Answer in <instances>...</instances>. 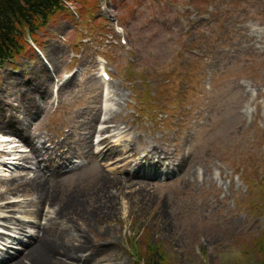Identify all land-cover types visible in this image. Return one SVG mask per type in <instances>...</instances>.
Returning a JSON list of instances; mask_svg holds the SVG:
<instances>
[{
    "label": "rangeland",
    "instance_id": "1",
    "mask_svg": "<svg viewBox=\"0 0 264 264\" xmlns=\"http://www.w3.org/2000/svg\"><path fill=\"white\" fill-rule=\"evenodd\" d=\"M95 1L87 11L73 3L39 31L40 50L0 67L2 122L10 101L27 95L22 83L37 82V62L53 83L42 113L26 122L33 136L61 142L65 132L83 144L101 114L85 145L92 163L52 182L38 219L31 213L39 200L10 195L5 179L30 178L39 165L21 161L29 149L0 130V198L17 204L0 210V233L12 238L0 252L16 254L34 234H16L4 218L45 225L52 211V229L67 232L63 243L100 246L90 264H139L138 243L158 250L164 264H264V0ZM143 139L184 166H136Z\"/></svg>",
    "mask_w": 264,
    "mask_h": 264
},
{
    "label": "bare ground",
    "instance_id": "2",
    "mask_svg": "<svg viewBox=\"0 0 264 264\" xmlns=\"http://www.w3.org/2000/svg\"><path fill=\"white\" fill-rule=\"evenodd\" d=\"M52 52L53 51H50V54ZM54 59L55 60L53 61L55 65L59 66L60 56L56 55ZM50 61H52V59ZM35 75L37 77V82H33L30 85L21 82L26 87L27 95L24 98L10 101V109L6 110L4 113V115H6L7 117V122L0 121V130L4 133L11 134L10 136H15L18 139V143L29 149L28 154L20 156L21 161H36L39 165V168L34 171L33 175L30 178L20 177L16 175L11 176V178L9 179H5L6 182L11 183L10 188L7 190V193H9L10 195H12V193L21 192L22 190L26 193H31L39 200L37 203H34V210L32 209L33 211L31 213L34 218L38 219L42 215L41 211L46 199L48 201V198H50L47 188L50 187L52 182L62 178L61 176L64 175L62 173L67 171L68 168H70V172H75L77 170L83 169L85 165L88 166L92 163V157L90 155L92 154L91 150L90 152L86 151L87 147L85 145L88 143L89 136L92 135L93 130H95L93 124L96 122V119L99 120L101 114H95L93 116L90 127L88 128V132L83 138V144H80L81 142L79 141L78 143L70 142L68 140L70 139V136L65 132L63 133L64 139L61 142L51 139L47 140L44 137L33 136L28 130L25 129L26 122L30 117H33L38 113H42L43 109L41 104L45 102L43 101V99L46 100L48 95L50 96L49 85H52L53 83L51 78L52 75L50 74L48 69L44 67L40 62H37L36 64ZM8 80L9 81L7 82V86L14 85L10 81L11 78H9ZM14 80H16L14 82L18 81L17 78H15ZM67 84H69V81H64L63 85L65 86ZM3 99L5 100V97ZM3 99H1L0 97V100ZM103 100L105 101V107L108 108L109 92L107 91V89L104 93ZM13 102L18 103V105H15ZM1 104L2 103H0V116L2 115V111H4L5 109H1ZM15 106H17L18 109H16ZM30 106L32 107V111L30 110V112L27 113V110ZM104 123H112L111 118H108ZM116 127L117 126L106 127L102 130V135L108 132L110 128ZM39 140H42L41 147L38 145ZM139 142H142L143 144H145V146L142 147L143 156L140 159L135 158L133 160L136 166L138 164H141L145 160L148 163V167H151V170L152 168L153 170H160L163 168L162 173L171 171V167L172 172L174 170L179 171L184 166L183 158H173V155L167 149H165L163 144L156 143L151 145L145 139L139 140ZM47 143H50L51 145L49 147H46ZM75 156L81 159L82 165L76 166L75 164H73ZM79 159L76 158V160ZM48 164H50L51 167H49ZM52 168L53 170H51ZM46 170L50 171L51 174L47 175ZM136 186L139 189H145L148 188L149 184L137 182ZM49 193H52L51 190L49 191ZM5 200L6 198L4 197L0 198V210L12 211V209L17 206V204H10ZM43 200L45 201L42 202ZM67 203L70 204L68 201ZM58 211L59 213L62 212L61 206H58ZM50 214L51 216L46 219L47 223L45 225H42L41 223L24 222L20 219L15 218H4L7 228H10L12 231H17L15 232L16 234L24 236L27 233V229L30 228L34 230V234L29 238L27 237V242L23 243V248H21V250L16 254L8 256L7 254H9V252L5 253L2 250L3 252H0V264H75L74 261L78 259H80V261L84 264H90L91 259L93 257L96 258L97 254L102 251L100 246L98 245L87 247L88 244H84L82 242L78 245L63 243V240L67 237V232L58 228L52 229V211L50 212ZM55 214L56 216L58 215L57 212H55ZM11 239L12 238L8 237L6 234L0 233V242L9 243L8 241H10ZM15 241L16 239H13L11 243L14 244ZM7 250L8 249H6V251ZM84 251H86V253H91L89 258L84 257Z\"/></svg>",
    "mask_w": 264,
    "mask_h": 264
},
{
    "label": "trees",
    "instance_id": "3",
    "mask_svg": "<svg viewBox=\"0 0 264 264\" xmlns=\"http://www.w3.org/2000/svg\"><path fill=\"white\" fill-rule=\"evenodd\" d=\"M0 0V67L7 62L16 60L27 52L30 47L28 39L37 42L39 31H42L48 24L53 23L60 15L66 16L69 12L67 4L76 3L81 10L87 11L97 6L95 0ZM83 3V4H82ZM90 5V7H88ZM86 6V10H85ZM80 10V11H81ZM141 237L138 238L137 242ZM146 237L142 241L146 242ZM135 240V239H134ZM262 249H264V235L261 237ZM133 245V243H132ZM141 243L137 248H142L143 255L138 249L133 251L137 256L139 264H164L162 257L153 250ZM145 256V258H143ZM145 260V261H144Z\"/></svg>",
    "mask_w": 264,
    "mask_h": 264
}]
</instances>
